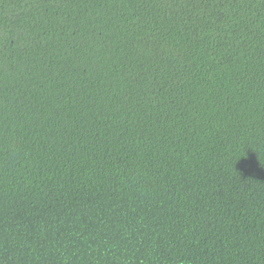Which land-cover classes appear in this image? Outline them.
Returning a JSON list of instances; mask_svg holds the SVG:
<instances>
[{
  "label": "trees",
  "instance_id": "trees-1",
  "mask_svg": "<svg viewBox=\"0 0 264 264\" xmlns=\"http://www.w3.org/2000/svg\"><path fill=\"white\" fill-rule=\"evenodd\" d=\"M0 264H264V0H0Z\"/></svg>",
  "mask_w": 264,
  "mask_h": 264
}]
</instances>
